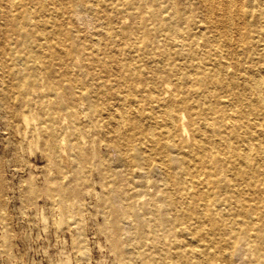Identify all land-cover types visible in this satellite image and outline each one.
Masks as SVG:
<instances>
[{"label":"bare ground","instance_id":"bare-ground-1","mask_svg":"<svg viewBox=\"0 0 264 264\" xmlns=\"http://www.w3.org/2000/svg\"><path fill=\"white\" fill-rule=\"evenodd\" d=\"M3 106L114 264H264V0H0Z\"/></svg>","mask_w":264,"mask_h":264},{"label":"rangeland","instance_id":"rangeland-1","mask_svg":"<svg viewBox=\"0 0 264 264\" xmlns=\"http://www.w3.org/2000/svg\"><path fill=\"white\" fill-rule=\"evenodd\" d=\"M4 110L6 106L0 108V264H114L100 230L103 218L96 199L87 196L85 207L72 204L64 211L46 194L48 173L57 177L71 171L69 153L48 156L42 139L21 143ZM30 117L32 124H46L39 105L33 106ZM64 134L73 139L70 130L59 136ZM29 183L36 186L30 201L25 194ZM95 188L98 192V183ZM76 221L82 226L81 238Z\"/></svg>","mask_w":264,"mask_h":264}]
</instances>
